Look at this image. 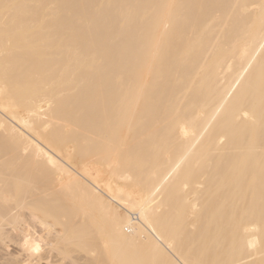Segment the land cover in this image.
<instances>
[{
    "label": "bare ground",
    "instance_id": "obj_1",
    "mask_svg": "<svg viewBox=\"0 0 264 264\" xmlns=\"http://www.w3.org/2000/svg\"><path fill=\"white\" fill-rule=\"evenodd\" d=\"M162 242L264 264V0H0V264Z\"/></svg>",
    "mask_w": 264,
    "mask_h": 264
},
{
    "label": "rangeland",
    "instance_id": "obj_2",
    "mask_svg": "<svg viewBox=\"0 0 264 264\" xmlns=\"http://www.w3.org/2000/svg\"><path fill=\"white\" fill-rule=\"evenodd\" d=\"M65 164H67V163H65ZM68 165V167L69 168H71V165H69V164H67ZM72 169V168H71ZM82 176V175H81ZM169 177H171V176H169ZM168 177V178H169ZM155 194V193H154ZM158 194H159V192H158ZM158 194H155L154 196H153V198L154 197H157L158 196ZM157 195V196H156ZM161 197H159L158 199L159 200H161L160 199ZM155 199V198H154ZM157 199V201L155 202H152L151 203V205H155L159 200ZM135 217H137V215H135ZM53 232H54V234H56V235H59V234H61V232H60V229L59 228H57V229H54L53 230ZM126 232L127 233H130L131 232V230H127L126 229ZM50 236V235H49ZM6 242H8V243H6V244H8L9 245V247H11V249H10V251L14 248V246L16 245H13V246H11L10 244H14V243H12V242H10V244H9V240H7ZM5 243L3 244V245H5L6 247L8 246V245H6ZM162 244H163V246L164 247H167L163 242H162ZM44 246V245H43ZM4 247V246H3ZM16 247V246H15ZM45 248H48V246H44V250L42 251V253L44 252V253H46V251L49 249H45ZM46 250V251H45ZM169 250V254H171V256L174 258V259H176L180 264H184V263H182V261L180 260V258H178V255H176V253L175 252H173V250H170V249H168V247H167V251ZM54 252H56V253H54V254H57L58 255V253H57V251H54ZM175 253V254H174ZM75 257H79V254H77V253H75V255H74ZM253 258L255 259V256L254 257H252V258H250L249 260H247V261H251V260H253ZM54 260H56L57 261V263L54 261ZM53 261L55 262L54 264H62V263H64V264H70V263H72V264H75V260H73V258H71V259H68V261L67 260H65L66 261V263H65V261L63 262H61V260H60V258H55ZM71 260V261H70ZM42 264H47V261H42L41 262ZM30 264V263H29Z\"/></svg>",
    "mask_w": 264,
    "mask_h": 264
}]
</instances>
